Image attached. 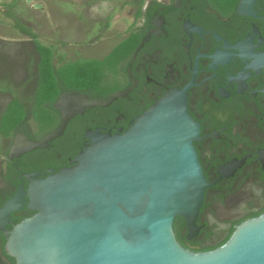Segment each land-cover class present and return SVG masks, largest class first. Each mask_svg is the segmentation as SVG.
Here are the masks:
<instances>
[{"label":"flooded vegetation","instance_id":"1","mask_svg":"<svg viewBox=\"0 0 264 264\" xmlns=\"http://www.w3.org/2000/svg\"><path fill=\"white\" fill-rule=\"evenodd\" d=\"M132 1L137 10L150 15L140 22L135 17L122 40L136 35L138 45L116 72L108 74V94L80 92L101 99L123 95L108 107L73 117L63 135L47 148L14 159L9 152L19 135L41 140L60 125V114L48 132H40L29 116L12 137L0 135L7 141L0 154V209L21 185L27 190L26 175L36 173V179H46L74 168L75 158L88 145L87 131L124 133L167 93L185 91L189 115L199 125L194 149L209 186L196 234L190 236L181 218L175 219L173 228L184 248L196 253L214 251L243 223L264 215V0H256L255 16L238 12L241 0ZM83 55L75 53L77 58L70 62L101 60L108 54L101 59ZM20 101L28 112L32 109L33 102ZM21 204L11 213L6 229L11 231L38 213L28 209L27 194ZM7 242L0 231V264H16L8 255Z\"/></svg>","mask_w":264,"mask_h":264},{"label":"water","instance_id":"2","mask_svg":"<svg viewBox=\"0 0 264 264\" xmlns=\"http://www.w3.org/2000/svg\"><path fill=\"white\" fill-rule=\"evenodd\" d=\"M255 2L241 0L238 12L255 16ZM122 95L61 92L53 106L60 125L39 141L19 135L9 158L47 148L73 117ZM132 123L124 133L87 131L88 145L72 169L46 179L25 176L27 190L21 185L0 209V231L16 264H264V215L243 223L214 251L192 252L176 239V218L187 223L191 237L196 234L209 186L194 149L199 125L189 115L185 91L167 93ZM25 194L28 209L38 213L10 231V215Z\"/></svg>","mask_w":264,"mask_h":264},{"label":"crops","instance_id":"3","mask_svg":"<svg viewBox=\"0 0 264 264\" xmlns=\"http://www.w3.org/2000/svg\"><path fill=\"white\" fill-rule=\"evenodd\" d=\"M135 8L132 0H0V12L7 11L0 26L17 29L19 24L32 30L41 43L49 36L52 45H44L79 44L75 53L102 52L106 56L116 46L108 48L107 44L115 39L120 42L126 35L121 34L122 26L128 24L130 28L134 23L133 14L136 17L138 12ZM17 31L20 41L33 42L28 35ZM10 39V35L0 33V40Z\"/></svg>","mask_w":264,"mask_h":264},{"label":"trees","instance_id":"4","mask_svg":"<svg viewBox=\"0 0 264 264\" xmlns=\"http://www.w3.org/2000/svg\"><path fill=\"white\" fill-rule=\"evenodd\" d=\"M149 17L139 9L136 18ZM22 33L28 35L35 46L39 61L37 64V87L34 93L32 109L28 112L19 98H12L0 116V135L13 136L15 130L31 116L39 125L40 132L50 131L57 123L58 112L54 104L63 90H75L87 94L104 96L111 90L106 79L109 73L116 72L119 65L129 59L139 43L136 35H131L103 59L65 62L56 66L55 50L41 43L30 29L16 25ZM177 223L180 219L176 220Z\"/></svg>","mask_w":264,"mask_h":264},{"label":"rangeland","instance_id":"5","mask_svg":"<svg viewBox=\"0 0 264 264\" xmlns=\"http://www.w3.org/2000/svg\"><path fill=\"white\" fill-rule=\"evenodd\" d=\"M135 10H137L135 8ZM7 13L0 12V20L4 19ZM135 13L133 14V20ZM132 20V19H131ZM141 20H139L140 22ZM25 22V21H24ZM132 21H130L131 23ZM125 23H128L126 20ZM129 23V24H130ZM34 26L32 25L31 28ZM119 28V27H118ZM129 25L122 26L121 34H127ZM18 32V33H17ZM0 33L10 35V40H0V116L7 103L15 97L20 98L23 102L32 104L35 89L37 87V64L39 61L38 54L35 51L33 42H22L20 32L14 27L0 26ZM18 40V41H17ZM44 44H51L48 37L42 39ZM119 43V39L111 40L107 45L108 48ZM52 45V44H51ZM52 48L55 50V65L60 66L65 62L74 61L75 51L78 50L79 44L72 43H53ZM56 46V47H55ZM107 48V49H108ZM107 51V50H106ZM104 52V51H103ZM96 58L101 59L103 54L94 53ZM91 54H84L85 57H94ZM7 141L0 136V154L5 150Z\"/></svg>","mask_w":264,"mask_h":264}]
</instances>
